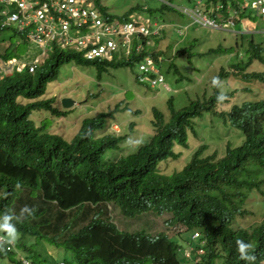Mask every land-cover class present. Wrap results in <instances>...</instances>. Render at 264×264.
I'll return each mask as SVG.
<instances>
[{
	"label": "trees",
	"instance_id": "16d2710c",
	"mask_svg": "<svg viewBox=\"0 0 264 264\" xmlns=\"http://www.w3.org/2000/svg\"><path fill=\"white\" fill-rule=\"evenodd\" d=\"M208 1H221V11L235 23L257 18L236 5L244 0H202L200 9L206 10L204 2ZM153 2L148 12L157 17L159 12L176 10L161 0ZM228 6L236 9V15H231ZM2 30L13 29L0 26ZM233 38L228 47L219 45L200 55L233 52L229 65L235 70L221 67L212 80L211 93L204 91L181 108H176L175 98H169L166 112L154 106V134L136 151L122 156L115 151L124 136L107 132L110 112L85 117L70 140L48 132L46 121L36 125L31 116L37 110L57 117L69 113L56 106L54 98H42L65 63L94 65L101 77L111 68L134 65L143 53L102 64L55 49L35 73L4 74L0 79L1 163L31 168L38 175L25 178L0 168V226H8L0 232L7 234L11 228L14 235L8 237L17 245L0 243V264H20L16 250L28 246L30 238H34L32 247L65 248L70 255L65 258L68 264H264V219L251 227L238 222L256 215L248 200L254 197V202L257 194L264 196V97L235 103L227 112L217 109L237 91L222 90V82L231 74L245 83L258 80L264 87V72H246L253 62L264 64V34L238 32ZM152 52L155 56L158 50ZM0 56L4 60L20 58L9 48L0 50ZM176 72L179 80L185 77L178 69ZM243 90L251 88L246 85ZM221 95L224 99L218 100ZM206 113L222 116L225 123L239 129L243 143L232 146L228 142L221 157L217 153L202 156L203 146L183 168L165 172L160 163L179 158L181 152L175 151V145L189 146L194 120ZM81 185L95 194L93 200L76 203ZM172 227L177 230L170 234ZM197 229L206 238L205 253L197 262L194 251L196 255L187 261L188 237ZM238 240L251 245L245 251L254 260L241 257Z\"/></svg>",
	"mask_w": 264,
	"mask_h": 264
},
{
	"label": "rangeland",
	"instance_id": "374dc122",
	"mask_svg": "<svg viewBox=\"0 0 264 264\" xmlns=\"http://www.w3.org/2000/svg\"><path fill=\"white\" fill-rule=\"evenodd\" d=\"M173 2L183 6L192 7L193 5L188 0H173ZM101 3L108 8L109 13L113 16H122L134 6L154 4L153 0H101ZM179 8L193 16H195V13L200 14V11L196 8L186 9L181 6ZM157 14L159 18L157 19L158 26L156 28L158 34L161 32V28L167 24H175L169 27L171 29L168 28L170 38L174 42L168 40L167 43L163 41L162 44H155V37L150 39V47L153 50H158L161 47L163 51L166 50L162 70L173 91H166L164 88L158 92L147 90L136 79L137 65L135 64L117 68V70L111 69L109 73H103L100 79L95 66H81L73 62H67L59 68L58 79L49 84L44 97H55L56 105H59L60 98L71 96L76 104L66 116L56 117L46 110L34 111L31 117L36 125L41 126L46 121L48 132L62 135L65 139L70 140L79 131L85 117L96 115L99 112H110L112 114L108 120L111 125L108 127L107 132L116 136H124L120 148L115 151V155L122 156L136 151L142 143L154 134L150 121L153 117L152 108L155 105L166 112L169 98H175L176 108H181L188 104L189 99L201 96L204 91H207L208 94L211 93L212 80L218 75L221 67H224L226 71L235 70L233 66L229 65L231 58L235 57L233 52H210L205 54L207 56L202 57L198 56L199 53L208 52L219 45L228 47L234 43L233 35L237 31L252 32L256 31L257 27L261 28L264 25V21L258 17L253 19V22L245 19L243 23H237L231 31L232 29L224 21V25H218L217 29L190 24L192 20L177 9L167 11L165 14L162 12ZM256 20L258 22H255ZM178 26L187 27L181 38L173 34ZM256 37L261 38V35L257 34ZM6 48L16 52L22 58L28 57L31 52L33 54L41 50L30 44L15 30L0 31V50L4 52ZM186 48H190V50L176 57L178 51H183ZM171 64H175L185 77L179 80L180 76L174 68H170ZM251 71L264 72V64L257 61L253 62L246 69V72ZM246 85L250 86L251 91L243 90ZM222 90L226 93L233 90L237 91L234 96L229 97L228 103L221 104L219 109H229L235 103L240 104L246 100L264 97V87L258 83V80L254 79V81L245 83L244 80L241 81L234 74H231L222 82ZM20 101L25 102L22 98H20ZM194 127L196 134L194 132L189 134L190 146L188 148L175 146L176 151H181V156L177 160H167L160 164L165 172L170 173L174 170H180L191 158L193 152L202 144L208 145L204 155L215 152L218 156H222L228 142L236 146L244 140L243 133H240L236 128L227 126L214 114L206 113L204 117L195 119ZM98 135H101V133ZM2 159L3 154L0 153L1 169L16 175L23 174L25 178H37L38 174L35 170L6 166L1 163ZM94 197L95 194L92 191L81 185L76 203L91 201ZM253 198L251 201L248 200L247 205L256 215L238 220L239 223L243 222L247 227L254 226L264 219V204L258 205L259 201L264 202V196L257 194L254 200L256 203L253 202ZM160 221L162 222V219ZM13 235L14 232H7V236ZM33 241L34 238H30L28 244H32ZM24 255L31 256L36 264H43L41 256ZM65 258H69V254L63 247H51L50 254L47 255L49 264Z\"/></svg>",
	"mask_w": 264,
	"mask_h": 264
},
{
	"label": "clouds",
	"instance_id": "9594fccd",
	"mask_svg": "<svg viewBox=\"0 0 264 264\" xmlns=\"http://www.w3.org/2000/svg\"><path fill=\"white\" fill-rule=\"evenodd\" d=\"M89 1L91 2L93 8H96L98 10V12L103 17H108L109 19L119 20L121 22H126L127 20L128 21H134V22H137V24H138V21H145V20L148 19L149 22H150V26H149L150 31H151L150 35H148L146 37H142L141 39H139V37L136 36V35L133 36L132 37V43H131V46H130L129 50L126 47V45H124L125 49H121L119 47L110 56L97 55L95 57H88L86 55L85 51H81L79 49H76V48L70 47V46L63 47L61 45L58 46L56 44H52L49 47L44 48V47L38 45L37 43L31 42L26 37V35L23 32H21V31H19L17 29V27H15V26H7V28H9V29L15 30L17 32V34H18V32L21 33L22 34L21 36L24 37L30 44L35 45L38 49H41V50H39L37 53L35 52L33 54L31 52V54L28 57H26V58L13 57V58L4 60V58H2L0 56V79L3 77L4 74H7V73H14V72L21 73V72H24V71H28L30 73H35L36 70L38 69V67L41 66L42 63L47 58H49L51 56V54L54 52L55 49L72 51V52H75L77 54H80L83 58H85V59H87L89 61H96L97 63H102V64H104V62L114 61L115 59H122V58L127 59V58L133 56L134 54L138 55L140 53H143L142 58L139 61L135 62V65H137L136 79L139 82V84L143 85L145 88H147V90H154L156 92L160 91L162 88H164L166 91H173L171 86H169V83L166 81L165 74L163 73V70H162V62L164 61V54H165V53H161V51H163V48L161 47L160 49H158V53L154 56L153 52H152L153 49H152V47H150V39L155 37V39H156L155 40V44L156 43L162 44L163 41L165 43H167L168 40H172L170 38V33H168V28L171 27L172 25H175V24L174 23L167 24L165 27L161 28V32H160V34H158V31L156 30V28L158 26L157 25V21H158L157 19H159V18L155 14H151V13L148 12L149 5L134 6V7H131L129 9V11L125 12L122 16H113V15H111L109 13L108 8L101 3V0H100L99 3L96 0H89ZM161 1L173 6L174 8H176L177 10L182 12L184 15L188 16L192 20V22L190 24H193V25H201V26L213 27L214 29H217L220 25L221 26L224 25V23H223V21H224L227 25H229V28L232 29L231 31H233V28L236 27V25H237V23L234 22L232 16L225 17L226 14L221 11L222 7H223V4H222L221 1L217 2V3L215 2L213 4L211 2H209V1L208 2H204V6L206 7V10L200 9V7L203 6L202 4H200L202 2V0H196L195 3H193L192 7L183 6V5H177L174 2H172V0H161ZM253 1L254 0H244L240 4L236 3V5L239 8H241V9L242 8H246V10H247L246 13L251 14V16H257L259 19L264 21V13L260 12V10L258 9L257 5H253ZM255 1H257V0H255ZM261 5H264V3L261 4ZM179 6L184 7L186 9H193V8L198 9L202 13V16H205L212 23L211 24H205L203 22L195 21L194 17L191 14H189L188 12H185L183 9L179 8ZM229 6H231V4H229ZM229 6H228L227 10L228 11L233 10V13L231 15H236V12H235L236 9L234 10L233 7H229ZM137 7H138V9H137ZM103 8H105L106 10H103ZM132 9H134V10H132ZM139 18H140V20H139ZM246 19H248L250 21L253 20V18H251V17H248ZM258 20H256L255 22H258ZM2 21H3L2 17L0 16V26H1ZM180 27L181 26L176 27L175 32L173 34L175 36L181 38L183 36V34H184L183 31H185L187 27L186 28H182L181 27L182 29ZM1 28H5V27H1ZM261 28H263V29H261ZM261 28L257 27L256 31H252V32L244 31V32H246V33H255L256 32V33L264 34V25ZM169 29H171V28H169ZM223 32H226V31H223ZM238 32H242V31H237L236 33H238ZM158 38H159V40H158ZM172 41L174 42V40H172ZM140 42L142 43L143 48L141 50H138L137 46L139 45ZM189 50H190V48H186L183 51H178L177 54H176V57L181 56L184 53H187V51H189ZM189 56H191V55H189ZM198 56L201 57L200 53L198 54ZM142 65L146 66L147 69L142 68L141 67ZM90 66H94V65H90ZM18 67H21V70H18ZM170 68H174L175 72H176V69H178L175 64H171ZM113 70H117V68H113ZM107 73H109V72H107ZM101 77H99V78L101 79ZM57 79H58V76L56 77V79L50 81L47 84L46 91L43 94L42 98H45L44 95L48 91L47 89H48L49 84L54 82V81H56ZM214 82H215V80H214ZM229 93H232V91L229 92ZM232 96H234V95H232ZM68 97L72 99L71 96H68ZM48 98H54L55 99L54 104L56 105V98L55 97H48ZM63 98H65V96L60 98L59 105H56V106L60 107L61 109L71 110L73 108V106H75L76 101L74 100V104L71 107L65 108V107L62 106V99ZM223 99H224L223 95L218 97V100H223ZM219 106H220V104L218 105L217 109H219ZM229 109H225L226 112ZM216 116L223 121V117L222 116H218V115H216ZM88 117H90V116H88ZM151 119H152V117H151ZM108 122H109V126L108 127H110L111 122L109 120H108ZM194 122H195V120H194ZM223 123L226 124L229 127H233V126H231L230 122H226L225 123L223 121ZM233 128H235V127H233ZM237 130L241 133V131L239 129H237ZM154 132H155V129H154ZM190 132L193 133L192 131H189V134H190ZM194 133L196 134V130L194 131ZM189 134H188V144L190 146ZM149 139H150V137L147 139V141ZM242 143H240V144H242ZM240 144H238V145H240ZM238 145H236V146H238ZM175 146H178L180 148H185V147L180 146V145H175ZM203 146L206 147V148L203 150L202 156L210 155V154L204 155L205 150L208 148V145H206V144L200 145L196 150H198L199 148H201ZM177 152H181V151H177ZM225 152H226V149H225ZM214 153H211V154H214ZM191 157H192V155H191ZM218 157H221V156H218ZM189 160H188V162H189ZM259 202H258V205L264 203L263 201H259ZM0 227H8V226L7 225H2ZM174 229L177 230V228L172 227V231L170 232V234L173 232ZM9 232H13V230L11 228H9ZM6 236H7V234L2 233V231L0 232V243L8 241L11 244L16 245L15 241H13L12 239H9L8 236H7L8 237L7 238ZM188 238H189V242H188V244H187V246L185 247V250H184V253H185V257L184 258L187 261L193 259V257L196 255V254H194V251H197L198 256L196 258V261L198 262V260L200 259L199 256L205 253L204 246L206 245V238L201 234V231L198 230V229L194 230L193 232H191V234H190V236ZM237 243L239 245L238 251H240L242 258H244L245 260H249V261H252V260L255 259V257L253 255H251L249 252L245 251L246 249H249L251 247L250 244L242 243L239 240L237 241ZM195 244L198 247H196ZM6 247L8 249L12 248V247H8V246H6ZM44 247L45 246H43V247H32L31 244H28V246H26V247L22 246L20 249L18 248L17 250H16V248H14V250H16V257H17L18 262L20 264H36L35 261L31 258V256H26L24 254H30V255L34 254V255L41 256L42 257L41 258V262H43V264H49L48 263V259H47V255L50 254L51 248L46 250V248H44ZM52 247L57 248L55 246H52ZM69 257H70V255H69ZM52 264H68V262L65 261V259H61V260L54 261Z\"/></svg>",
	"mask_w": 264,
	"mask_h": 264
},
{
	"label": "built area",
	"instance_id": "2783aa9c",
	"mask_svg": "<svg viewBox=\"0 0 264 264\" xmlns=\"http://www.w3.org/2000/svg\"><path fill=\"white\" fill-rule=\"evenodd\" d=\"M263 3L264 0L253 1L264 13ZM0 16L1 27L15 26L31 42L44 48L52 44L74 47L85 51L88 57L110 56L119 47L125 49L124 45L129 50L133 36L141 39L151 32L148 19L138 24L109 19L89 0H0ZM193 17L197 22L212 23L201 12ZM142 48L140 42L137 49Z\"/></svg>",
	"mask_w": 264,
	"mask_h": 264
},
{
	"label": "water",
	"instance_id": "95a60500",
	"mask_svg": "<svg viewBox=\"0 0 264 264\" xmlns=\"http://www.w3.org/2000/svg\"><path fill=\"white\" fill-rule=\"evenodd\" d=\"M74 104V100L69 98V97H65L62 99V106L65 108H69Z\"/></svg>",
	"mask_w": 264,
	"mask_h": 264
}]
</instances>
